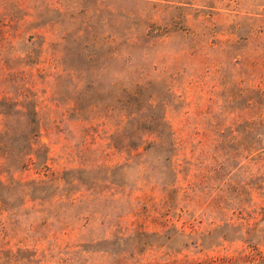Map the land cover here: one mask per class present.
<instances>
[{"label":"rangeland","instance_id":"obj_1","mask_svg":"<svg viewBox=\"0 0 264 264\" xmlns=\"http://www.w3.org/2000/svg\"><path fill=\"white\" fill-rule=\"evenodd\" d=\"M0 69L47 151L0 264H264V0H0Z\"/></svg>","mask_w":264,"mask_h":264},{"label":"trees","instance_id":"obj_2","mask_svg":"<svg viewBox=\"0 0 264 264\" xmlns=\"http://www.w3.org/2000/svg\"><path fill=\"white\" fill-rule=\"evenodd\" d=\"M7 76L5 70L0 69V80ZM7 78V77H6ZM10 83L24 81L25 72L18 70L8 75ZM7 80V79H4ZM5 82V81H4ZM38 104L34 96L25 86L17 84L8 85L6 96L0 98V126L12 123L19 128L15 131H0V136L5 134V139H0V193H8L17 188L20 192L30 195L31 184H22L15 180L14 174L26 170L31 164L35 166H44L43 160H47V151L41 141V124L38 114ZM2 118V119H1ZM163 132H159L161 143L166 133L165 124L160 123ZM264 127L262 122H255L253 130L256 134V140L253 146L257 149V143L260 142L259 130ZM42 182L34 183L40 186Z\"/></svg>","mask_w":264,"mask_h":264}]
</instances>
